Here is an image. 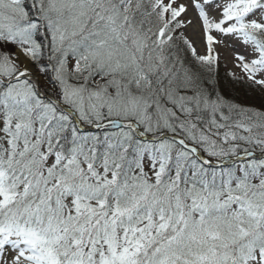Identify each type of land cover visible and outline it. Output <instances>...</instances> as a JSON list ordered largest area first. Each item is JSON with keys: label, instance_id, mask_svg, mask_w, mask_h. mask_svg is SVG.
I'll use <instances>...</instances> for the list:
<instances>
[{"label": "trees", "instance_id": "trees-1", "mask_svg": "<svg viewBox=\"0 0 264 264\" xmlns=\"http://www.w3.org/2000/svg\"><path fill=\"white\" fill-rule=\"evenodd\" d=\"M79 1L81 13L72 14L63 0H0V74L16 72L10 57L19 46L45 93L84 125L132 119L152 135L177 133L214 159L264 151V104L250 92L259 84L194 58L174 38L165 55L152 53L136 84V21L118 0ZM146 16L137 18L150 22ZM258 34L263 46L264 27ZM111 43L115 54L101 53ZM262 173L264 157L211 167L169 138L142 140L126 127L81 130L34 80L0 82V190L9 197L0 227L33 231L51 264H219L256 248L264 255ZM124 242L127 251L113 261L108 252Z\"/></svg>", "mask_w": 264, "mask_h": 264}, {"label": "rangeland", "instance_id": "rangeland-1", "mask_svg": "<svg viewBox=\"0 0 264 264\" xmlns=\"http://www.w3.org/2000/svg\"><path fill=\"white\" fill-rule=\"evenodd\" d=\"M63 1L67 5H71V10L76 8L72 10V14L75 12L81 13L82 1L78 0L74 5V0ZM180 1L118 0L124 15L134 20V22L136 21L131 35L134 38H139L138 40L141 42L140 48L134 52L135 64L139 69L138 75L136 76V84H139L142 78L141 71L147 72L146 70H151L148 64H150L149 58L152 53L159 51V54L165 55L167 52L163 46H165L166 41L174 38L178 39L175 43L184 45L194 58L200 60L203 57H210L214 61L213 67L220 66L230 76L241 79L248 87L259 84L260 87L258 90L251 88L254 93L252 91L250 92L264 104V59L260 58L261 53H264V48L255 43L254 40L252 41L251 37L245 32V29L242 28L243 24L246 25L249 22L246 26H249L256 33L257 37L262 39V35L258 34L262 27L259 28L257 25L259 22L260 24L262 22L264 23V6L254 4L253 0H192L193 12L200 20L198 22L200 23L199 34L201 36L202 48L198 50L193 48L188 38L185 28L188 25L187 20L189 14L182 10ZM95 11V8L91 9L94 19L98 17L95 16ZM140 12L144 13L145 17L148 15L151 21L140 22L137 18ZM70 18L72 19V17ZM74 18L75 14L73 15ZM127 22L129 24V20ZM162 24L164 25L162 30L158 29ZM142 29L145 31V35H142ZM124 33L128 34V29ZM179 36L182 37L180 41ZM101 39H108L107 33L98 34V40ZM114 45L111 43L108 47H104L101 53L113 56L117 50L112 49ZM20 50L26 56L24 50L19 47L11 55L12 64L15 65L17 70L23 68V64L20 62ZM57 56L58 58L61 57L60 55ZM62 62H65V59ZM106 66L110 67V64L108 63ZM7 67H9V64H7ZM2 69L6 70L3 65ZM31 79L34 80L33 78ZM144 83H147V81H144ZM41 84L43 87L47 85L43 78H41ZM135 110L137 109L135 108ZM5 200V195L0 191V205ZM92 204L98 205L97 207H99L100 203L99 201H95ZM115 211L116 209L114 207L109 206V214H113ZM120 229L124 228H118L116 232H123ZM124 232H126L125 229ZM120 237L119 233L115 234L117 242L120 240ZM24 239L30 240L32 246L29 247L28 244H25ZM125 244L126 242L124 244H118V247L115 246L114 250L108 252L113 258V261H115L113 253L117 254V257H120L127 251ZM36 246L38 247L39 245L33 231L20 227L17 224L14 225V222H9L4 228L0 227V264H50L49 256L43 252L44 250L42 248V251L40 250V253H38L39 250H35ZM260 252H263L262 249L256 248L238 262L234 260L232 264H264V255ZM231 259L232 256H222L219 264H229ZM91 264L101 263L94 262Z\"/></svg>", "mask_w": 264, "mask_h": 264}, {"label": "water", "instance_id": "water-1", "mask_svg": "<svg viewBox=\"0 0 264 264\" xmlns=\"http://www.w3.org/2000/svg\"><path fill=\"white\" fill-rule=\"evenodd\" d=\"M29 65L31 66V69L28 72H24V71H20L18 74H16L15 76L9 78V79H4L0 76V79L5 83H10V82H15L17 80H20L22 78L28 77V76H33L36 79V86H37V90L40 92L41 91V85H40V77L38 72L35 70V68L33 67V65L30 63L29 60H27ZM48 98L55 100L57 103H59L53 96L47 95ZM60 104V103H59ZM64 109H66L67 111H69L73 117L75 118L76 122L80 125V120L78 119V117L76 116V114L70 110L68 107L60 104ZM111 127V126H124V127H129L131 128L139 137L143 138V139H147V140H157L163 137H169L174 139L175 141H177L178 143L182 144L183 146L191 149L200 159H202L207 165H223V164H227V163H231L232 161H235L237 159L243 158L246 155H254V156H262L264 155V152L260 153V152H255V151H248V152H241L238 155L232 156V157H228L225 159H221L218 161H215L211 158H208L206 156H204L201 153V150L198 149L197 147H195L193 144H190L188 142H186L182 137L176 135V134H171L168 132H164L158 136H150L148 134H145L144 132H142L139 127L138 124L132 120H121V119H108L105 120L101 123L98 124H93L91 126H89V129H93V128H97V127ZM83 127V126H81ZM231 264V263H230Z\"/></svg>", "mask_w": 264, "mask_h": 264}, {"label": "bare ground", "instance_id": "bare-ground-1", "mask_svg": "<svg viewBox=\"0 0 264 264\" xmlns=\"http://www.w3.org/2000/svg\"><path fill=\"white\" fill-rule=\"evenodd\" d=\"M180 5L182 7V10L185 13H188V20H187V26H186V32L188 35V38L193 46L194 49H201L202 42H201V36L199 34V28H200V21L198 19V16L193 12V4L192 0H181ZM193 8V9H192ZM28 59L24 56L20 55V62L23 64V66L28 69L30 68V65L27 61Z\"/></svg>", "mask_w": 264, "mask_h": 264}]
</instances>
